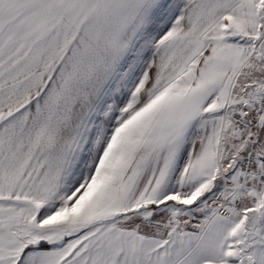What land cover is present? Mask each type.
<instances>
[{
  "label": "snow or ice",
  "instance_id": "snow-or-ice-1",
  "mask_svg": "<svg viewBox=\"0 0 264 264\" xmlns=\"http://www.w3.org/2000/svg\"><path fill=\"white\" fill-rule=\"evenodd\" d=\"M0 264H264V0H0Z\"/></svg>",
  "mask_w": 264,
  "mask_h": 264
}]
</instances>
